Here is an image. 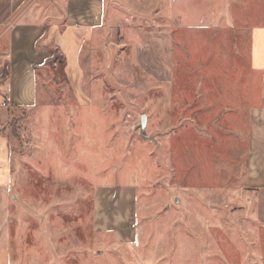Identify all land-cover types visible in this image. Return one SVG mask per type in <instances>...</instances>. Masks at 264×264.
Listing matches in <instances>:
<instances>
[{
    "label": "rangeland",
    "instance_id": "rangeland-1",
    "mask_svg": "<svg viewBox=\"0 0 264 264\" xmlns=\"http://www.w3.org/2000/svg\"><path fill=\"white\" fill-rule=\"evenodd\" d=\"M30 2L91 32L79 67L65 51L70 74L46 45L33 107L0 95L11 263H264L250 180L264 75L249 66L264 0Z\"/></svg>",
    "mask_w": 264,
    "mask_h": 264
},
{
    "label": "crops",
    "instance_id": "crops-1",
    "mask_svg": "<svg viewBox=\"0 0 264 264\" xmlns=\"http://www.w3.org/2000/svg\"><path fill=\"white\" fill-rule=\"evenodd\" d=\"M45 12L46 8L30 0H0V36L5 38V44H0V95L4 99L3 106L5 102L10 107L24 109L35 105L36 68L44 65L50 58L46 45L56 46L64 53L69 74L70 61L65 51L68 48H79L76 55L79 67L80 45L89 37L90 27L66 25L61 32L55 21H48L49 17ZM43 36L46 39L39 47L37 41ZM249 66L253 72L264 75V24L250 28ZM77 76L76 74L75 77ZM261 101V107L253 113L256 119L253 121L251 143L255 150V171L250 180L256 190V220L264 228V93ZM10 181V143L0 122V190L6 191ZM0 264H12L9 248L2 242Z\"/></svg>",
    "mask_w": 264,
    "mask_h": 264
},
{
    "label": "trees",
    "instance_id": "trees-1",
    "mask_svg": "<svg viewBox=\"0 0 264 264\" xmlns=\"http://www.w3.org/2000/svg\"><path fill=\"white\" fill-rule=\"evenodd\" d=\"M5 105H6V106H9L8 103H6V102H5Z\"/></svg>",
    "mask_w": 264,
    "mask_h": 264
}]
</instances>
